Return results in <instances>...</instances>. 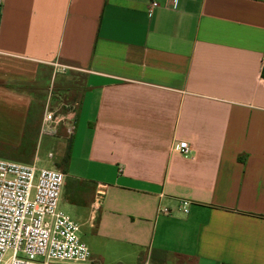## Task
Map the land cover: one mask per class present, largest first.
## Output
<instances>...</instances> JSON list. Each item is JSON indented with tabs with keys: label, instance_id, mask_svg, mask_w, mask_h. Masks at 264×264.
Wrapping results in <instances>:
<instances>
[{
	"label": "crops",
	"instance_id": "1",
	"mask_svg": "<svg viewBox=\"0 0 264 264\" xmlns=\"http://www.w3.org/2000/svg\"><path fill=\"white\" fill-rule=\"evenodd\" d=\"M43 142L92 264H264V0H0V158Z\"/></svg>",
	"mask_w": 264,
	"mask_h": 264
},
{
	"label": "built area",
	"instance_id": "2",
	"mask_svg": "<svg viewBox=\"0 0 264 264\" xmlns=\"http://www.w3.org/2000/svg\"><path fill=\"white\" fill-rule=\"evenodd\" d=\"M177 1L172 0L174 4ZM53 67L55 73L70 69L59 64ZM76 108L77 103L72 102L54 109L48 101L40 136L57 135L61 125L72 136ZM174 149L183 157L190 155L185 141ZM65 181L66 175L55 168L0 158V264H92L79 225L59 209ZM102 195L99 191L98 198ZM188 205L180 202L184 213ZM161 211L167 213L166 209Z\"/></svg>",
	"mask_w": 264,
	"mask_h": 264
},
{
	"label": "rangeland",
	"instance_id": "3",
	"mask_svg": "<svg viewBox=\"0 0 264 264\" xmlns=\"http://www.w3.org/2000/svg\"><path fill=\"white\" fill-rule=\"evenodd\" d=\"M59 76L56 77V83L58 82ZM53 82H54V79H53ZM75 88L74 89H71L70 91H68L67 93H64V92H61V93H58L56 91V86L54 85L53 89H48L47 92H46V102L43 106V109L41 110L40 114L43 115L44 111H45V108H46V105L49 101V105L50 106H57V105H61L62 103H67V102H72L70 100H73V97L75 95ZM48 136H41V138L43 139H46ZM4 138H7V137H3ZM12 138V137H10ZM45 142V140H44ZM40 145L39 149H38V156H39V162L37 163V166L38 167H45V168H55L57 170H60L62 172H65V167H64V164L63 162H61V154L62 152L60 153V151H57L56 149H54L52 146H46L45 144ZM69 179V177H68ZM67 178H66V183L67 181H69ZM68 186L66 187V185L64 186L63 190L64 192L66 191V189L70 187V184H67ZM66 193V192H65ZM63 205V202L60 203V207ZM10 256V253L7 254V257Z\"/></svg>",
	"mask_w": 264,
	"mask_h": 264
},
{
	"label": "trees",
	"instance_id": "4",
	"mask_svg": "<svg viewBox=\"0 0 264 264\" xmlns=\"http://www.w3.org/2000/svg\"><path fill=\"white\" fill-rule=\"evenodd\" d=\"M65 174V173H64ZM67 184H69L68 182L67 183H65V185H66V187L68 186Z\"/></svg>",
	"mask_w": 264,
	"mask_h": 264
}]
</instances>
